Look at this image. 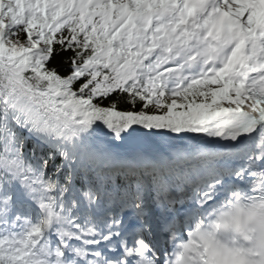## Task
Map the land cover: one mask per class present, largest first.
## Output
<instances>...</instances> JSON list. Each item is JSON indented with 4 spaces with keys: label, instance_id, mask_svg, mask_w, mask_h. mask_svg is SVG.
I'll use <instances>...</instances> for the list:
<instances>
[{
    "label": "snow or ice",
    "instance_id": "6c2138e0",
    "mask_svg": "<svg viewBox=\"0 0 264 264\" xmlns=\"http://www.w3.org/2000/svg\"><path fill=\"white\" fill-rule=\"evenodd\" d=\"M0 264H264V0H0Z\"/></svg>",
    "mask_w": 264,
    "mask_h": 264
}]
</instances>
